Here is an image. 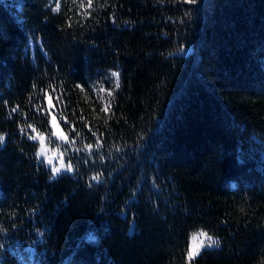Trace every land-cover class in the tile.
Segmentation results:
<instances>
[{
    "label": "trees",
    "instance_id": "16d2710c",
    "mask_svg": "<svg viewBox=\"0 0 264 264\" xmlns=\"http://www.w3.org/2000/svg\"><path fill=\"white\" fill-rule=\"evenodd\" d=\"M48 4L0 0V264H188L199 230L195 264H264V0ZM44 89L78 164L55 179L19 131L50 136Z\"/></svg>",
    "mask_w": 264,
    "mask_h": 264
},
{
    "label": "snow or ice",
    "instance_id": "6c2138e0",
    "mask_svg": "<svg viewBox=\"0 0 264 264\" xmlns=\"http://www.w3.org/2000/svg\"><path fill=\"white\" fill-rule=\"evenodd\" d=\"M73 4H77L78 2V6H79V15L82 19L84 20H88L90 19L91 15L93 12H95V8H94V0H72ZM163 2V0H162ZM172 2H177V0H172ZM181 2L183 3H188V4H195L197 3V0H181ZM107 3V0H105V4ZM54 4V7H51V11L54 13H60L61 9H62V0H49V4L46 5V7H49L51 5ZM68 27L71 28L72 24L69 23ZM183 47V46H182ZM115 77L116 78V82H115V87L118 89L120 87V82H119V78H120V73L118 71H112L108 74H106L105 79L106 80H111V78ZM33 89L37 88L36 84L32 85ZM75 88L80 89L81 91H84V87L82 84H76ZM49 89H51V92H55V88H52L51 85L49 86ZM49 89H44L41 90L43 92V95L41 97V99H47V109L44 108V106L41 105H35V112L31 114V116H26V120L35 116H43V117H47L48 115L51 114V110L55 107L53 104V97L51 95V92L49 91ZM94 89L98 91V93H107V95L109 97H111L113 95V91L114 90H108L105 89L104 87L100 86L98 89L95 88ZM102 98V97H101ZM31 100V97H30ZM57 102L59 103V98H57ZM5 103L7 104V102L5 101ZM32 105L30 104V109H31ZM112 108L111 103H107L104 108L102 109V111L104 113H109L110 109ZM20 108L17 107H12L10 109V113L9 115L12 116L14 114H19L20 113ZM52 128L54 129V131L52 132V135H55L57 137H59L61 140L65 141L66 143H71V141H68V137L64 136L63 133L59 132V131H55L56 129L59 128V125L57 124V119L56 116L53 115L50 121ZM65 126H67V121L65 122ZM29 130H31V134L29 133ZM20 133L25 134L27 136V138L29 140L32 141H36L39 140L40 143V148L39 150L35 153V159L37 161V163L39 165H48V166H52L53 165V156H56L57 153L55 151H53L52 155L50 156L48 154L47 149L45 148V136L42 132H39L35 127H33L32 124L30 123H25L24 127H21L19 129ZM89 132L91 133V135L93 137H96V141H95V148L93 147V144L88 143L84 145V149H77L78 152H82L83 150H87L88 151V157H86L83 160L84 164H88L90 163V157H95V156H99V158L101 160L105 159L104 155L100 154V149L103 148L104 144L102 143L104 134L103 133H97L95 131H92L91 127H89ZM77 136L80 135V133H76ZM5 142V135L0 134V144H3ZM122 150V148L120 146H117L115 148L116 152H120ZM59 166H52L51 167V176L50 179H55L57 175H67V174H72L76 171L78 164H74L72 162V159L69 158L67 160V162H65V156L64 153H59ZM110 155V153H109ZM43 157V159H41ZM78 159V158H77ZM101 173H97L96 175L91 177V181H101ZM91 186V184L89 185ZM153 186H155V182H153ZM133 197L136 195V190H133L132 193ZM15 225L13 224V227ZM200 236L202 237H206V241L207 243L205 244L204 240H201L199 244H196L194 246H190L187 250L186 253V258L188 261V264H195L196 258L201 254V250L203 248L207 247H212V246H219L220 241L218 239H213L211 237H208L206 233L201 232Z\"/></svg>",
    "mask_w": 264,
    "mask_h": 264
},
{
    "label": "rangeland",
    "instance_id": "374dc122",
    "mask_svg": "<svg viewBox=\"0 0 264 264\" xmlns=\"http://www.w3.org/2000/svg\"><path fill=\"white\" fill-rule=\"evenodd\" d=\"M15 1H16L17 4L19 3V0H15ZM188 50H189V48H187V47L181 49V51L183 53H186ZM53 115H55V113H54V111L52 109L51 110V114H50V120H49L50 129H51L50 136L47 135V134H45V133H43V134L45 136V148L47 149L48 154L51 156L52 153H53V151H55L57 153L56 156H53L52 157L53 158V165L52 166H59V155L58 154L59 153H64L65 162H67V154L69 152H71L75 147H74V145H72V142L71 143H66L65 141L61 140L59 137H57L55 135H52V132L54 131V129L52 128V125H51L50 121H51V118H52ZM57 124L59 125V128L56 129L55 131H59V132L63 133L64 136L68 137V141H71L70 137L64 131L63 127L59 124L58 120H57ZM36 142L38 143V150H39V148H40L39 140H36ZM41 159H43V157ZM52 166H48L47 165V167L50 168V171H51V167ZM57 176H59V175H57ZM201 232L206 233L208 237H211L213 239H216L211 233H208L206 231H196V232H193V233H191L189 235V245H188V248L190 246H194L196 244H199L201 240H204L205 241V244L207 243L206 237L200 236V233ZM216 247H218V246H212V247H207L206 246L202 250H204V249H213V248H216Z\"/></svg>",
    "mask_w": 264,
    "mask_h": 264
}]
</instances>
